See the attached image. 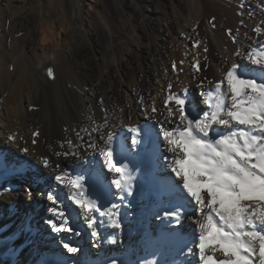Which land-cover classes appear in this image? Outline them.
Wrapping results in <instances>:
<instances>
[{
    "label": "bare ground",
    "instance_id": "bare-ground-1",
    "mask_svg": "<svg viewBox=\"0 0 264 264\" xmlns=\"http://www.w3.org/2000/svg\"><path fill=\"white\" fill-rule=\"evenodd\" d=\"M0 1H2L0 10L4 16L8 10L7 7H9V0ZM40 1L16 0V2L26 6L27 9L32 8L34 2ZM67 1L70 6L69 10H73V15L70 16L71 19L74 17V20H82L80 27L82 32L84 31V35L90 32L88 31L90 30L89 24H86L85 9L75 0ZM93 1L95 2L89 3L93 8L91 14H97L98 19L101 20L100 18H102L101 21H103L102 29L92 33L94 39L104 37L114 42L118 37H125L131 41L132 36L129 37L130 35H128L127 25H117L112 28L108 24L110 20L116 24L119 23V18L122 17L120 4H117L116 0ZM189 1L197 9L199 16L196 20L198 23L190 30L186 28V24L184 25L188 30L186 40L191 44L195 40L204 37L209 49L205 64L208 65V68L206 74H204L203 68L200 73H196L193 68L188 67L189 65L185 66L183 78L186 83L192 84V88H196L201 92L200 80L205 77L212 82L221 79L231 63L239 64L244 71L249 70L250 66L246 60L247 52L253 47L264 46V0ZM127 3L128 0H125L121 3V6L127 7ZM66 7L68 8V6ZM76 9L80 11L78 15L76 14L77 16L74 12ZM46 11L44 15H47L49 9ZM50 12L52 13V11ZM63 13L62 23H66L68 15L62 11ZM41 15L43 16L42 13ZM98 15H100V18ZM39 18L41 19V16ZM43 18L45 19V16ZM51 18L53 19V17H50L46 18L45 21ZM165 19V24H153L150 20L143 18L142 25L138 24L140 27L136 29V31H139L143 30L142 27L145 29L151 27L157 31L156 36L153 38L151 34L139 31L142 37L151 41L148 50L146 49L147 51L145 50L143 55V58L148 61L146 70L135 67V63L140 62V54L143 50L140 42H134L132 48L128 51L124 66H131L132 64L135 67L134 73L136 74L138 88L129 86L118 62L111 63L105 59L89 58V45L82 44L83 46L79 48L72 45L73 47L69 48L63 56L59 45L63 43L62 29L64 27H61V29L55 27V30H49V27L55 25V23L53 25L54 21L50 22L52 26L46 27L48 30L43 27L44 25H40L41 28L39 29L36 28L37 38L31 39L28 45L29 55L25 52L24 47L25 33H21L18 27L14 28L17 34L8 45L4 43V37L1 34L0 107L1 105L2 107L5 106L7 113L0 116V120L3 122L0 129V189L7 188L11 191L0 195V210H4V216L0 215V264H110L113 259L117 260L118 264H145L146 261L152 260H155L157 264H199L198 254L188 255L185 247L186 245L193 247L196 242L194 236L198 234V228L192 224V221L184 218L181 225L178 226L157 219L162 209L181 202L178 194L168 188L167 181L170 174L167 168L168 161L164 157L169 153L167 151L166 153L163 152L166 144L164 146L162 143L163 137L156 134L159 131L157 121L164 122L167 117L165 101L169 95L168 84L174 83L175 79L172 74L169 76L164 74V71H168L172 63L170 46L177 36L176 30H181L182 27V23L171 16H167V18L165 16ZM6 20L7 18L3 17L0 22V33H2ZM69 24L71 25V23ZM83 26L88 30H83ZM256 29H260V31L257 32ZM229 30H231V35H229ZM180 50L182 49L180 48ZM236 51H240L241 55H235ZM50 52H52V57L47 55ZM74 52L82 55L87 53L86 63L71 62L67 65L65 60H67V57H71ZM192 52H194L192 53L194 55L195 51ZM149 54L152 58H149ZM151 59L155 61L153 62ZM33 62H37L38 65H34ZM67 66L70 72L69 75L65 73ZM50 67L53 69L54 74L62 78L67 77L68 80L71 79L70 81L73 80L72 83L74 82L75 85L73 88L71 87L72 90L68 96L63 95L61 111L58 109L54 111L44 109V111L37 113L31 112V106L45 103L48 98L47 91L48 88L50 89L49 84L51 82H48L47 69ZM156 78L158 80H155ZM157 81L160 84L164 83L163 86L157 84ZM72 83H69L70 86ZM29 86L30 89L34 87L31 93L26 94L30 106L24 108V110H17L19 107L14 110L13 108L10 109L12 103L19 102L20 104L21 97H26L23 90H26ZM8 90H13V92L9 93ZM172 91L177 92L179 88H173ZM1 96H4L3 100H1ZM142 97H144L143 100H150L151 104L154 103L158 109L155 119L150 118L153 105L148 106V108L141 107ZM101 98H103L102 102ZM13 107L15 106L13 105ZM15 118H18V124L14 121ZM131 122L136 123L142 129L139 142L146 141V144H154L155 147L159 145L160 152L156 156L159 165L156 174L160 176L158 182L162 185L160 194L154 196L150 191L145 190L148 175L145 171L139 172L131 196H127L126 200L122 202L118 196L114 195L112 204L120 205L118 211L121 219H124L126 224L122 225V230H117L110 227L108 221L101 217L102 223L99 224V230L102 237L98 246H96V241L91 236L87 224L81 227L82 222L80 220H71L75 229L73 233H56L52 231L47 221L52 218L51 213L48 212V207L53 205L47 199L36 198V193H46L50 189H55L54 194L60 200H63L65 208L72 203L67 199L66 190L63 186H57L54 181V175L58 173L43 168L42 158L47 156L54 166L59 164L61 168L67 169L71 174L80 173L86 169L87 178L90 175L89 170L95 166V161H99L100 167L106 170V178L112 180V174L108 173L103 166L102 155L99 152H94L88 145L94 142L102 147L103 141L107 139V134L110 132L115 134L114 146L129 142L133 143L137 133H134L131 139L130 133L122 125ZM166 126L171 127V124H166ZM20 127L26 131L27 129H33V131L20 134L17 131ZM97 128H99V131L96 130ZM37 130L40 135L36 137L37 144L33 145L31 143L33 133ZM9 133H17L22 139H18L13 144L7 139ZM77 133H79V136H77ZM69 140L72 141L71 148L67 143ZM26 146L31 149L30 155H25L20 151ZM77 150L87 157V164H84L76 156L56 155L57 152H75ZM91 158L93 159L92 164L89 163V160H92ZM19 176L24 181L19 180ZM26 188L32 189L33 199L30 201L37 208L35 213L31 211L29 213L27 205L24 202H19L18 198L15 197L16 195H14L15 191L26 194ZM149 209H152L149 219H137L133 216L137 211L144 210V212H147ZM155 224L158 225V229L154 228ZM128 226L133 227L131 236L125 233V228ZM111 237H116L115 243L110 242ZM39 242H41V245L38 244ZM64 242H71L75 246H79L81 252L78 254L68 253L62 246ZM28 244L36 246L29 248ZM91 244H94L97 248V251L92 250V255L90 254ZM194 253H198V249L194 248Z\"/></svg>",
    "mask_w": 264,
    "mask_h": 264
},
{
    "label": "snow or ice",
    "instance_id": "snow-or-ice-1",
    "mask_svg": "<svg viewBox=\"0 0 264 264\" xmlns=\"http://www.w3.org/2000/svg\"><path fill=\"white\" fill-rule=\"evenodd\" d=\"M194 46L202 47L203 53L209 51L200 39L195 40ZM235 55L241 52L236 51ZM203 59L207 61V56ZM246 60L250 66L248 71L231 63L221 79L200 80L202 110L198 112L188 104L187 89L178 94L169 83L165 101L167 117L164 122L157 121L156 134L163 137L169 153L164 157L170 174L168 188L177 193L181 201L162 209L157 219L178 226L184 218L192 221L198 228L194 236L196 242L193 247H185L188 255L198 254L199 264H264V46L251 48ZM172 69L182 71L177 70L175 62ZM195 70L202 71L200 59L195 60ZM47 74L55 78L51 67ZM157 112L153 103L150 118L155 119ZM169 123L171 127L166 126ZM131 131L137 133L133 143H138L141 127L133 126ZM39 135L38 130L33 133V145L37 144ZM7 139L15 144L22 137L9 133ZM114 141L115 134L110 132L102 147L94 142L88 147L102 155L103 166L113 176L111 186L115 192L105 195H116L123 202L133 194L137 177L127 163L117 159ZM67 143L72 144V141ZM20 151L31 154L27 146ZM56 155L76 156L84 164L88 163L87 157L78 150ZM41 164L58 173L54 175L56 185L66 190L67 199L83 217L96 246L102 237L99 230L102 221L98 217L105 218L110 227L122 230L120 205L104 207L98 198L91 197L86 169L71 174L59 164L54 166L47 156L42 158ZM7 191L11 189H0V195ZM25 192L29 200L33 199L31 188H26ZM54 192L55 189H50L36 193V198L47 199L53 205L48 207L52 218L47 223L56 233H73L71 213ZM110 242L115 243L116 237H111ZM62 246L68 253L81 252V248L71 242H64ZM194 248L198 253H194ZM110 264H118V261L113 259ZM145 264L157 262L152 260Z\"/></svg>",
    "mask_w": 264,
    "mask_h": 264
},
{
    "label": "rangeland",
    "instance_id": "rangeland-1",
    "mask_svg": "<svg viewBox=\"0 0 264 264\" xmlns=\"http://www.w3.org/2000/svg\"><path fill=\"white\" fill-rule=\"evenodd\" d=\"M57 1L58 2L60 1L63 4L60 2L58 3ZM75 1L79 2L82 5L83 9H85L84 12L86 13V16H87V21L86 20L85 21H86V24H89L90 30L85 29L84 28L85 25L82 28H84L83 30L90 31V32L87 31L88 32L87 34L85 33V35H84V33H83L84 31L82 32V30H81L80 22H82V20H79V19L74 20L75 18L73 16H72L73 19H71L70 16L73 15V10L72 9L69 10L70 6H69V3L67 0H64V1L63 0H41L40 2H34V6H32V8H30V9H27L26 6L22 5L19 2H16V0H9V3H8L9 7H7L8 10L5 12L4 16H3L2 11L0 10V22L2 21L3 17L7 18V20L5 22V26L2 30V33H0V39H1V34H2L4 37V39L2 38L4 43L7 45L10 44L11 40L17 34L15 32L14 28L18 27L19 31L21 33H25L26 39H25L24 47H25V52L29 55L28 45L31 42V39H33L34 37L37 38V36H36V30L37 29L36 28L39 29L43 25H44L43 26L44 28L48 27L49 25L52 26L50 22L54 21L53 25H54V23H55V25L53 27H49V30H51V31L55 30V27H56V29L59 27H60V29H61V27L65 28V29L64 28L62 29L63 35H64L63 43H60V45H59V46H61L59 49L61 50V53L63 56H65V53L67 50H69V48L73 47L72 45H75L76 47L78 46L77 48H79L83 45H89V48H90V50L88 52L89 58L102 59V60L105 59L107 62H111V63H117L118 62L119 68L121 67V71H122L125 79L127 80L129 86H131V88H133L134 86L138 88V82L136 81V76H135L136 74L134 73V70H135V67H137L138 69L144 68L143 70H146L147 65H148V61H146L143 58V55H144V51L146 49L148 50V48H149L148 46L150 45L149 43L151 42L147 38L142 37L141 33L139 31H141V32L145 31L146 33L151 34L152 38L156 36L157 31L151 27L150 28L146 27V29L142 27L143 30H139V31H136V29H137V27H140V25H142L141 21L143 18L150 20L153 24L154 23L155 24L156 23L157 24H165L166 23L165 16H166V18H167V16H171V17L175 18L178 22L182 23L181 24L182 25L181 30L185 29L184 31L183 30L181 31L179 29V27H177V29H179V30H176L177 36L174 39L175 41L173 40L172 45L170 46L171 62L172 63L175 62L177 64V70L182 69V71H174L172 69V63H171L169 68H168V71L165 70L164 74H166V76H169L170 74L175 76V79L173 81L174 83H172V84H173V88H179V91H177L178 94L182 93L185 89H187L188 104H191L193 106V111L198 112V111L202 110L200 107V100H199V99H201L200 92L198 91V89L192 88L191 87L192 84L186 83V81H184V78H183V72H184L183 70H184L185 66L189 65L188 67L193 68V70L196 72V70H195V60L196 59H200L201 66L204 70V74H206V70L208 68V65L207 66L205 65L206 61L202 58V56L204 57L207 53H202L203 52L202 47L198 49L194 46V43L190 44L186 40L187 39L186 34H187L188 30H190L194 25H196L198 23L196 20H197V17L199 16L197 14L198 13L197 9L192 6V4L190 3L189 0H128V3L126 5L127 7H124L123 5H122L123 7L121 6V3L125 2V0H116V3L120 4L119 6L121 7L120 12H121L122 17L119 18V23L116 24L110 20L108 24H110V26L112 28H115L117 25H120V26L127 25L128 29H129L128 35H130L129 37H131V36L132 37H131V41L127 40L125 37L124 38L118 37L117 40L114 42L110 41L109 38H104V37H100L99 39L96 40V39H94V35H92V33H94V31L96 32L98 30H101L102 29L101 26H103V24H102L103 21H101L102 18H100V15H98V16L101 20L98 19L97 14L96 15L91 14L93 12V8H92V6H90L89 3L95 2V1H93V0H75ZM97 2H102V0H98ZM1 3H2V1H0V6H1ZM60 4H62V5H60ZM65 5L68 6V8ZM62 7H64V8L62 9ZM66 8L68 9V11ZM48 9H49V11H48L49 14L47 13V15H44L47 12L46 10H48ZM83 9H82V11H83ZM43 11H45V12H43ZM50 11H52V13ZM62 11L65 12V14L67 13V15H68L69 21L67 20L66 23H62L63 22L62 19L64 16V13L62 14ZM74 12H75V16H77L80 13V11L78 9H76ZM41 13L43 14V16L41 15ZM50 13H51V15H50ZM38 15L41 16V19L39 18L40 16H38ZM94 15H95V17H94ZM44 16H45V19L50 18V17H53V19L51 18V19H47L45 21V19L43 18ZM45 22H46V25H45ZM47 23H48V25H47ZM69 23H71V25ZM112 23H114V24H112ZM58 24H59V26H57ZM138 24H140V25H138ZM68 25H69V27H68ZM184 25L186 26V28L188 30L185 28ZM70 27H71V29H69ZM50 28H53V29H50ZM46 29L48 30V28H46ZM64 32H66V33H64ZM67 33H68V35H67ZM79 34H80V36H79ZM201 38H199V39L201 41H203L204 44H206V40L204 39V37H201ZM136 41L140 42V45L143 49L142 53L140 54V60H139L142 63L140 64V62H136L135 67H133L132 64H131V66L128 65L125 67L124 64H125L127 56H128L127 55L128 51H130L134 42H136ZM181 41H183L184 43ZM127 43H128V45H127ZM180 48L182 50H180ZM183 49H185V50L183 51ZM55 50H57V49H55ZM193 50L195 51L194 55H192V53H194V52H192ZM179 51H182V52L180 53ZM198 53H199V55H198ZM150 54H151V52H150ZM150 54H149V58H152L150 56ZM47 55L52 57V52H50ZM200 56H201V58H200ZM3 59H2V61H3ZM86 59H87V53L85 55H82L78 52H74V54L71 57H67V60H65V63H67V65L71 62H79L81 64H85L87 61ZM151 60L153 62L155 61L154 59H151ZM181 61H183L182 64L180 63ZM153 62H151V63H153ZM33 64L36 66L38 65L37 62H33ZM65 73H67L68 75L70 73L68 70V66H67V71H65ZM55 75L56 74H54V76ZM63 78L59 77L58 75H56V77L54 79L51 77L48 78L49 79L48 82L49 81L51 82L50 83L51 85L49 84L50 89L48 88V91H47V93H48L47 97L48 98H47L45 103L35 104L33 107L31 106V110H30L31 112L37 113V112L44 111V109L45 110L47 109L48 111H50V110L54 111L55 109H58L59 111L62 110L61 104H62L63 99H64L63 97L68 96V94L71 92L73 86L75 85L74 82L72 83L73 80L70 81L71 79L68 80L67 77L66 78L63 77ZM66 79H67V81H66ZM155 80H158V78H156ZM190 82H192V81L190 80ZM15 83L17 84L18 82L16 81ZM69 83H72L71 86ZM158 83L161 86H163V84H164V83L160 84V82L157 81V84ZM174 85H175V87H174ZM68 86L70 88L71 87L72 88L70 89ZM33 89H34V87L30 89V86H29V88H27L26 90H23V93L25 94L26 97L25 98L21 97L22 99H20V101L21 100L22 101L20 104H19V102L18 103L16 102V104L12 103L10 105V109L13 108V110H14V109H17L19 107L17 110H19V109L24 110V108L25 109L28 108L30 106L29 105L30 101L28 100L26 94L31 93ZM28 91H30V92H28ZM7 92L12 93L13 90H8ZM3 98H4V96H1V100H3ZM143 99H144V97H142V99H141V104H142L141 107L142 108L143 107L148 108V106L151 107L153 105V104H151L152 102H150V100L147 101V100H143ZM48 101H49V103L47 104ZM52 103H53V106H52ZM1 104H3V103H1ZM13 105L15 107H13ZM59 107H61V108H59ZM186 108H187V105H186ZM4 113L5 114L7 113V109L5 106L2 107V105H1L0 116H3ZM14 121L17 124L19 123L18 118H15ZM133 123L134 122L122 124L123 127H126L127 131L130 133L131 139H132V136L134 135V132L131 131V127L137 126L136 123H134V124ZM2 125H3V122L0 120V129H1ZM23 129L24 128L20 127V128H18L17 131L20 134L22 132H23L22 134H24L26 132L31 133L33 131V129H31V130L27 129V131L24 129V131H22ZM162 143L165 146L166 142L164 140ZM69 146H70L69 148H71L72 144L71 145L69 144ZM166 151H167L166 147L163 148V152L166 153ZM89 163L92 164L93 159L89 160ZM24 165H26V164H24ZM19 180L24 181V179L20 176H19ZM14 195H16L15 197L18 198L19 202H21V203L24 202L25 205H27L29 213H30V211L32 213H35L37 211V208L35 207L33 202L28 200V197L25 193L22 194V192H16L15 191ZM191 213H192L191 209H189L188 215H191ZM0 215L4 216V210L3 209L0 210ZM78 220H80L82 222L80 226L86 225L83 217L80 216V218ZM154 228L158 229V225L155 224ZM38 244L41 245V242H39ZM28 246H29V248H34V246H36V245L28 244ZM164 246H166V245L164 244ZM90 248H91V252L90 251L89 252L91 255H92V250L97 251V248H95L94 244H91Z\"/></svg>",
    "mask_w": 264,
    "mask_h": 264
}]
</instances>
